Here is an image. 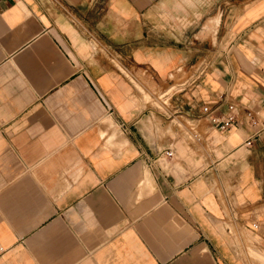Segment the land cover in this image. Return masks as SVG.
<instances>
[{
    "label": "crops",
    "instance_id": "1",
    "mask_svg": "<svg viewBox=\"0 0 264 264\" xmlns=\"http://www.w3.org/2000/svg\"><path fill=\"white\" fill-rule=\"evenodd\" d=\"M0 264H264V0H0Z\"/></svg>",
    "mask_w": 264,
    "mask_h": 264
},
{
    "label": "built area",
    "instance_id": "2",
    "mask_svg": "<svg viewBox=\"0 0 264 264\" xmlns=\"http://www.w3.org/2000/svg\"><path fill=\"white\" fill-rule=\"evenodd\" d=\"M219 104H213V105H203L201 107V117L207 119L212 126H214L216 129L220 131H224L227 129L232 128L237 124V118L234 114V107L233 105L229 104L227 106L226 112H217ZM195 135V134H194ZM251 143L250 140H247L246 144L249 145ZM166 156H171L172 151L167 150L165 151Z\"/></svg>",
    "mask_w": 264,
    "mask_h": 264
},
{
    "label": "rangeland",
    "instance_id": "3",
    "mask_svg": "<svg viewBox=\"0 0 264 264\" xmlns=\"http://www.w3.org/2000/svg\"><path fill=\"white\" fill-rule=\"evenodd\" d=\"M180 88H182V86H175V88L174 89H176V90H178V89H180ZM171 93H169L167 96H165V97H161V98H159V96H160V92H157L155 95H154V97L152 98V102H155V103H157L156 101H166V100H168V97H169V95H170Z\"/></svg>",
    "mask_w": 264,
    "mask_h": 264
}]
</instances>
